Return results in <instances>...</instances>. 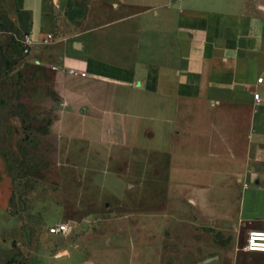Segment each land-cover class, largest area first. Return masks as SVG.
I'll return each mask as SVG.
<instances>
[{"label":"crops","instance_id":"obj_1","mask_svg":"<svg viewBox=\"0 0 264 264\" xmlns=\"http://www.w3.org/2000/svg\"><path fill=\"white\" fill-rule=\"evenodd\" d=\"M3 14L0 82L4 30L55 35L31 56L58 67L50 130L72 172L69 195L14 196L0 154V264H168V218H191L193 264H264L244 249L264 229V0H12ZM69 200L127 207L143 231L86 230ZM60 221L66 237L48 231Z\"/></svg>","mask_w":264,"mask_h":264},{"label":"rangeland","instance_id":"obj_2","mask_svg":"<svg viewBox=\"0 0 264 264\" xmlns=\"http://www.w3.org/2000/svg\"><path fill=\"white\" fill-rule=\"evenodd\" d=\"M11 2L12 0H0L2 24H7L4 22L3 12ZM7 58L9 63L7 66L2 63V69H7L8 73L0 82V154L5 159L12 179L13 195H28L33 190L39 194L56 190L69 195L70 189L59 179L65 178V173L70 174L72 171L58 168V162L63 161V154L60 153L62 143L50 130L53 120L59 116V103L52 84L53 69L51 66L25 62L15 49ZM107 189L108 196L116 195L119 191L114 185ZM67 203V216L82 221L86 230L106 233L114 227L121 229V234H127L130 227L135 228L138 234L143 231L142 218L130 217L126 213L130 209L119 207L115 202H108L107 206L105 203L96 206L91 203H73L70 200ZM162 207L163 205H152L150 208L158 210ZM180 209L190 210V204ZM160 221L164 229L161 232H164L163 238L166 241L167 249L164 254L166 253L168 264L195 263L197 252L192 249L191 235L181 233V227L191 225V218H168L167 223L162 222L164 219ZM152 225L155 228L160 224L158 221ZM154 228L153 232L157 231ZM207 236L208 234H204L201 237L204 242L208 241ZM199 251L202 257L206 255V250Z\"/></svg>","mask_w":264,"mask_h":264},{"label":"built area","instance_id":"obj_3","mask_svg":"<svg viewBox=\"0 0 264 264\" xmlns=\"http://www.w3.org/2000/svg\"><path fill=\"white\" fill-rule=\"evenodd\" d=\"M9 37V42L17 48V51L22 56L23 60L27 63L38 64V60L31 56L36 45H47L54 40L55 35L53 33H46L36 41L32 38L31 34L28 32H19L14 29H7L3 31ZM53 70L58 69L56 65H51ZM68 73L73 75H78L80 72L72 67L68 68ZM84 74V73H80ZM262 77L257 78V82L262 81ZM259 94L253 93V98L258 101ZM49 233H53L59 236L66 237L71 232L70 225L65 221L57 222L56 224L48 227ZM244 249L248 252H262L264 253V229L260 228H250L248 229Z\"/></svg>","mask_w":264,"mask_h":264},{"label":"trees","instance_id":"obj_4","mask_svg":"<svg viewBox=\"0 0 264 264\" xmlns=\"http://www.w3.org/2000/svg\"><path fill=\"white\" fill-rule=\"evenodd\" d=\"M14 47V49L17 51V48L15 47V46H13Z\"/></svg>","mask_w":264,"mask_h":264},{"label":"water","instance_id":"obj_5","mask_svg":"<svg viewBox=\"0 0 264 264\" xmlns=\"http://www.w3.org/2000/svg\"><path fill=\"white\" fill-rule=\"evenodd\" d=\"M108 205V203H106V206Z\"/></svg>","mask_w":264,"mask_h":264}]
</instances>
